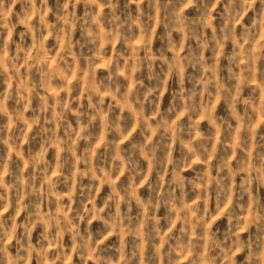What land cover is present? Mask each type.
<instances>
[{
	"label": "clouds",
	"instance_id": "obj_1",
	"mask_svg": "<svg viewBox=\"0 0 264 264\" xmlns=\"http://www.w3.org/2000/svg\"><path fill=\"white\" fill-rule=\"evenodd\" d=\"M0 264H264V0H0Z\"/></svg>",
	"mask_w": 264,
	"mask_h": 264
}]
</instances>
